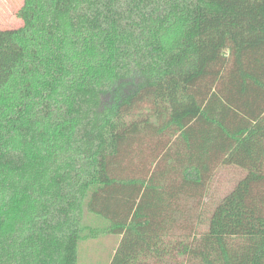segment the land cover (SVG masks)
I'll return each mask as SVG.
<instances>
[{
  "label": "trees",
  "instance_id": "trees-1",
  "mask_svg": "<svg viewBox=\"0 0 264 264\" xmlns=\"http://www.w3.org/2000/svg\"><path fill=\"white\" fill-rule=\"evenodd\" d=\"M17 17L0 264H79L99 234L120 237L111 264H264V0H24ZM222 166L247 175L202 232Z\"/></svg>",
  "mask_w": 264,
  "mask_h": 264
},
{
  "label": "rangeland",
  "instance_id": "rangeland-1",
  "mask_svg": "<svg viewBox=\"0 0 264 264\" xmlns=\"http://www.w3.org/2000/svg\"><path fill=\"white\" fill-rule=\"evenodd\" d=\"M24 0H0V30L18 29L23 26V21L17 17V12L23 6ZM247 171L237 166L220 167L209 188L205 199V206L202 212L205 223L201 231H205L208 226V219L216 206L229 195L238 183L244 179ZM191 205L183 207L184 213L190 211L197 215L198 210L191 211ZM91 226L98 224L92 216L86 218ZM120 243V237L111 234H99L95 238H88L80 242L79 246V264H111L113 255L116 253ZM167 264H200L198 260L186 255L181 257L177 253L174 259H166ZM166 264V263H164Z\"/></svg>",
  "mask_w": 264,
  "mask_h": 264
}]
</instances>
